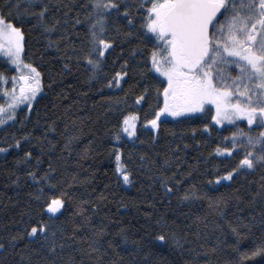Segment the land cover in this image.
Here are the masks:
<instances>
[{"label":"trees","instance_id":"trees-1","mask_svg":"<svg viewBox=\"0 0 264 264\" xmlns=\"http://www.w3.org/2000/svg\"><path fill=\"white\" fill-rule=\"evenodd\" d=\"M41 3L45 22L59 21L50 33L29 14ZM116 3L100 37L115 46L93 75L83 58L92 0H0V13L23 32V60L42 78L32 109H17L0 128V264H264V163L223 180L248 150L238 136H258L264 124L219 128L207 107L162 119L157 132L144 128L163 104L166 81L149 67L159 45L142 27L143 0ZM0 74V91H11L17 72L1 56ZM132 113L140 125L128 139L121 124ZM186 191L194 195L185 199ZM55 197L62 210L51 215L45 205ZM38 222L47 238L27 236Z\"/></svg>","mask_w":264,"mask_h":264},{"label":"snow or ice","instance_id":"snow-or-ice-1","mask_svg":"<svg viewBox=\"0 0 264 264\" xmlns=\"http://www.w3.org/2000/svg\"><path fill=\"white\" fill-rule=\"evenodd\" d=\"M143 4L147 7L141 6L144 12L140 17L142 27L152 34L149 38L159 45L151 50L149 67L166 78L162 90L163 104L155 109L152 119L146 123L155 129L158 118L163 119L162 113L178 116L181 113L195 112L210 101L216 107V114L212 119L217 123L243 116L249 125L254 120L258 124H264V0H143ZM91 7L89 15L93 19L88 26L89 48L83 58L94 75L105 55V49L111 51L115 46L112 39L100 38L104 35V14L110 9L118 10L119 6L116 0H92ZM124 12L127 14L128 9L125 8ZM29 14L35 16L45 32L50 33L59 23L58 20L51 24L45 22L47 5L43 3L35 13ZM128 19L129 22L132 21L130 15ZM22 38L21 27L14 25L9 16L0 13V52H5L17 66L22 65ZM223 64H234L238 71L237 76L231 78L238 90L243 85V90L235 94L237 102H232L234 94L228 87L217 86L224 83L225 77L216 66ZM23 66L29 70L30 75L19 76V87L15 83L17 78L10 77L8 79L13 82L11 91H0V98L7 97L6 102L0 104V123L10 118L13 110L22 103L27 102L26 106L30 108L32 99L40 91L39 71L32 65ZM121 75L120 72L115 74L116 84L120 83ZM4 81L5 77L0 74V82ZM111 83L113 81H109ZM140 99L141 97H136L137 101ZM134 118L135 113L126 115L121 124L123 131L129 136L133 135ZM204 127L207 128V125ZM236 135L238 133H233L234 137ZM246 140L249 146L246 154L238 161L236 168L224 173L223 180L230 179L238 169H252L257 162L264 163V130L258 136H246ZM16 143L19 144V141ZM256 145L260 146V151L253 152L252 148ZM0 151L4 149L0 148ZM222 151L230 152L231 149ZM29 155L30 153H25V158ZM119 155L117 151V159ZM117 171H120V167ZM121 175L123 181L128 183V171H122ZM221 179L220 176L215 177V181ZM161 184L166 191H170L165 180H161ZM193 195V192L186 191L184 198ZM62 203L59 197H55L45 207L54 213ZM48 231V226L38 222L32 224L26 234L30 238L34 234L47 238ZM16 239L13 236L10 242H15ZM157 239L163 241L165 237L160 235ZM55 247L53 242L48 251H54ZM3 248L4 244H0V250ZM257 251L259 250L251 254L256 255Z\"/></svg>","mask_w":264,"mask_h":264},{"label":"rangeland","instance_id":"rangeland-1","mask_svg":"<svg viewBox=\"0 0 264 264\" xmlns=\"http://www.w3.org/2000/svg\"><path fill=\"white\" fill-rule=\"evenodd\" d=\"M22 45H23V38H22ZM0 56L6 60H8L9 64L16 70L17 72V76H16V87L18 88L19 87V76L20 75H25V76H29L30 75V72L27 68H25L23 65H29L27 63H25V61L23 60V46H22V49H21V52H20V60L22 61V65L20 66H17L15 64L12 63V60L11 58L5 53V52H0ZM218 69H220L222 72H223V75L225 77V80H224V83L222 85L218 84L217 86H224V87H228L230 91L233 92V97H232V102H237V99H236V93L237 91L239 90H243V85H241L240 89L238 90L236 87H235V84L231 81V78L232 77H235L237 76L238 74V71L235 67L234 64L230 65V64H223V65H217L216 66ZM37 69V68H36ZM38 70V69H37ZM153 71L158 75L160 76L161 78H163L165 81H166V78L161 74V73H158L156 72V70L153 68ZM40 73V72H39ZM213 75L215 76V69L213 70ZM40 81H41V87H40V91L36 93V96L32 99L31 101V105L33 106L35 100L37 99V97L42 93V78H41V74H40ZM242 102V101H241ZM27 105V102H24L20 105H18L14 110H13V113L10 114V118H6L5 122L4 123H0V128L6 123L8 122L9 120H11L13 117V114L14 112L17 110V109H20V108H28V111H30L32 109V106L29 108L26 106ZM207 107H210L212 108L213 110V113L216 114V107L215 105H213L210 101L209 102H206L205 105L203 106L202 109H198L197 111L195 112H190V113H181L180 115L178 116H172L170 113H162L161 116L163 117V119H178V118H181V117H186V116H193V115H198V114H201ZM130 116V115H129ZM162 120L160 118H158V121H157V125L159 124V121ZM239 122H246L247 123V119L246 117H243V116H240V117H236L232 120H221L219 123H217V121L213 120V124L218 126L219 128H222L224 126H227V125H233V124H236V123H239ZM132 123L134 124V131H133V135L132 136H129L126 132L122 131V134L128 138V139H132L136 136L137 134V130H138V127L140 125V119H139V116L137 114H135V118L134 120H132ZM248 124V123H247ZM255 125H260L257 123L256 120L253 121V124L252 125H249L248 126H255ZM144 128H147V129H151L153 130L154 132H157L158 130V126L153 129L152 125L151 124H148V123H145L143 125ZM248 136L246 134H240L238 137L239 138H243L245 139V137ZM62 210V205L56 210V212H49V210L47 209V212L51 215H57L58 213H60V211Z\"/></svg>","mask_w":264,"mask_h":264}]
</instances>
